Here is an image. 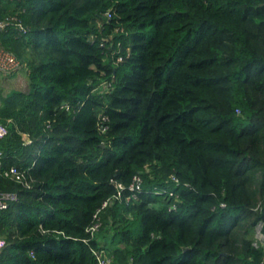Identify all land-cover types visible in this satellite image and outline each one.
I'll return each mask as SVG.
<instances>
[{"label":"trees","instance_id":"obj_1","mask_svg":"<svg viewBox=\"0 0 264 264\" xmlns=\"http://www.w3.org/2000/svg\"><path fill=\"white\" fill-rule=\"evenodd\" d=\"M0 20L28 80L0 88V264H263L264 0H0Z\"/></svg>","mask_w":264,"mask_h":264},{"label":"built area","instance_id":"obj_2","mask_svg":"<svg viewBox=\"0 0 264 264\" xmlns=\"http://www.w3.org/2000/svg\"><path fill=\"white\" fill-rule=\"evenodd\" d=\"M108 16L110 14L108 13ZM15 24L18 26L20 30H22V25L19 21H2L0 20V28L5 27L7 24ZM120 60V58H119ZM22 63L21 61L11 52L5 50L4 48L0 47V74H11L13 72H16L17 70L21 69ZM7 127L4 124H0V137L7 134ZM23 139H25V142H30V139H28V136L26 134H23ZM1 157V152H0ZM24 169H20L17 166H10L3 170V176L5 178H9L13 181L23 183L25 186H29L28 182L26 181V174ZM140 181L138 180L135 184H131L128 187V190L131 191V194H129L132 197L136 196V192L140 189ZM118 187L120 190L124 189L123 186L118 184ZM130 196H127L126 199L130 198ZM118 199H121L120 191L117 193L116 196ZM16 199V195L14 193H0V210L4 209L8 206L9 201H13ZM106 205V202L103 203V207ZM96 215H94V218H96ZM261 222L258 223V226L256 228L255 234H254V245L255 246H261L264 250V231L261 230ZM99 223L95 222L93 223L87 231L90 232L91 235H93L94 231L98 228ZM5 241L4 239L0 238V248L4 247ZM96 258L98 261V264H112L111 259L105 255L102 251L99 253H96ZM263 264H264V257H263Z\"/></svg>","mask_w":264,"mask_h":264},{"label":"rangeland","instance_id":"obj_3","mask_svg":"<svg viewBox=\"0 0 264 264\" xmlns=\"http://www.w3.org/2000/svg\"><path fill=\"white\" fill-rule=\"evenodd\" d=\"M0 82V88L3 94H7L8 91L13 89L26 90L28 86L27 76L22 67L20 70L13 72V75L10 78H6L5 75H0Z\"/></svg>","mask_w":264,"mask_h":264},{"label":"crops","instance_id":"obj_4","mask_svg":"<svg viewBox=\"0 0 264 264\" xmlns=\"http://www.w3.org/2000/svg\"><path fill=\"white\" fill-rule=\"evenodd\" d=\"M0 75H5L6 78H10V77H12L13 74H0ZM1 82H2V81H1ZM1 82H0V83H1ZM0 86H1V85H0ZM1 239H2V238H1Z\"/></svg>","mask_w":264,"mask_h":264},{"label":"water","instance_id":"obj_5","mask_svg":"<svg viewBox=\"0 0 264 264\" xmlns=\"http://www.w3.org/2000/svg\"><path fill=\"white\" fill-rule=\"evenodd\" d=\"M186 249V248H185Z\"/></svg>","mask_w":264,"mask_h":264}]
</instances>
